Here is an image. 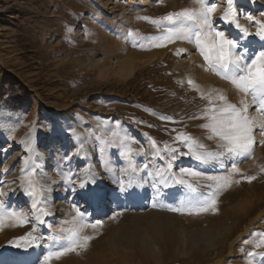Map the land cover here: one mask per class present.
<instances>
[{
    "label": "rangeland",
    "instance_id": "rangeland-1",
    "mask_svg": "<svg viewBox=\"0 0 264 264\" xmlns=\"http://www.w3.org/2000/svg\"><path fill=\"white\" fill-rule=\"evenodd\" d=\"M235 1L240 24L255 33L257 26L246 16L264 19V0H258L254 9ZM214 2L217 29L237 39L249 55L264 50L259 37L241 39L239 32L228 33L218 17L225 0ZM195 6L194 0H0V85L16 93L25 91L15 113L6 107L0 110V255L14 251L18 247L12 241L32 232L42 239L30 245L38 249L20 264H44L47 252L57 250L50 237L100 219L102 227L83 230L94 237L86 250L66 253L48 264H264L259 255L264 248L255 247L264 234V173L259 171L264 166V144L257 142L249 157L224 156L204 163L187 155L175 161L178 176L180 168L222 175L236 162L241 173L257 177L223 191L216 212L168 210L209 191L211 181L190 178L197 189L192 193L172 182L154 187V177L141 171L145 164L152 173L164 166L165 144L187 151L176 140L179 133L190 135L206 151H220L219 139H209L211 129L203 127L208 123L204 112L210 107V92H222L233 104L237 98V106L244 99L251 105L249 115L260 118L252 97L209 70L194 41L180 38L163 47L151 45L150 38L161 35L166 26L153 20ZM192 54H197L194 61ZM127 57L129 70L119 73L120 60ZM70 113L78 124L68 120ZM253 135L259 141L258 128ZM125 140L138 169L133 183L143 184V194L125 187L129 175L128 161L121 155ZM85 150L93 154L107 199L114 197L106 200L110 208H94L81 199L79 185L88 160L79 152ZM30 156L36 162L45 159L49 192L54 194L59 183L65 187L61 203L53 208L44 205L46 193L35 166L24 174ZM23 186L34 193L30 201L23 199ZM76 207L85 220L74 221ZM13 211L19 219L10 216Z\"/></svg>",
    "mask_w": 264,
    "mask_h": 264
},
{
    "label": "snow or ice",
    "instance_id": "snow-or-ice-1",
    "mask_svg": "<svg viewBox=\"0 0 264 264\" xmlns=\"http://www.w3.org/2000/svg\"><path fill=\"white\" fill-rule=\"evenodd\" d=\"M231 0H229V4ZM195 7L184 8L176 12H168L159 20H153V23L166 25L163 32L159 36L150 38V43L154 47H163L167 43L173 42L175 39H188L194 41L200 55L208 65V69L215 72L217 75L230 83L246 96L252 97V105L256 106V111L260 118L249 115V105L246 101H241L240 106L228 101L226 95L222 92L208 93L210 107L204 112L208 123L203 127L211 129L212 136L219 139L218 148L220 151L212 152L204 150V145L198 144L190 135L179 133L176 140L184 145L188 150L181 152L180 148L165 144L166 152L164 155L168 159L163 167L155 173L147 172L148 165L145 164L141 171L146 173V176L154 177L155 183L164 187L169 186V182L177 185L186 186L192 193L197 189L193 186L190 178L206 179L212 184L208 185L209 191L203 193L199 197L189 199L185 206L169 207L172 212H189V213H205L216 212L218 205V197L220 194L230 188L233 184H240L242 181L252 182L257 179L255 175H244L241 169L237 167L236 162L231 163L230 171L225 169V174L204 176L201 171H196L192 168H180L179 176L173 171L174 163L180 156L190 155L199 162L207 163L214 161L219 157H249L254 151V145L258 142L264 144V50L254 51L251 55L248 54L247 48H241L237 39H230L226 36L225 31L217 29L213 20V13L216 10L214 0H194ZM264 17V13H261ZM246 19L253 22L257 27L255 33H250L248 28L240 24L239 20L231 14V9L226 11L220 21L229 25H234L240 33V38L256 36L264 40V19H256L253 15H247ZM176 22H179L180 27H174ZM73 29L69 27L68 32ZM139 47L143 48L144 44ZM183 51V50H181ZM189 85L195 86L194 81L189 80ZM219 102V103H217ZM165 119H170L164 117ZM259 129L260 139L256 140L253 135L254 129ZM130 142L124 141L123 152L121 153L128 161V167L125 172L128 173V184L125 187L133 186V180L138 169L132 163L133 149L129 146ZM152 147L156 149L157 154H160V149L156 147L155 140H152ZM163 159V156H161ZM260 173H264V166L259 169ZM234 174H240V179H234ZM147 182V181H145ZM80 189H84L85 185H79ZM34 195L33 192L26 193ZM83 195L86 199L94 203L103 202L108 193L102 189L89 188ZM156 203L152 207H156ZM75 220L83 221L86 216L82 214L81 209L76 207ZM10 216L14 219H19L17 212L13 211ZM115 218V215L112 217ZM2 223V221H0ZM103 221L96 219L91 223H81L79 226L64 230L65 234L53 235L51 240L57 242L51 247L57 250H49L43 257L44 264H48L53 258H59L69 252H77L86 250L90 241L94 238L91 235L82 234L85 228L96 230L102 227ZM34 231V230H33ZM255 235V233H253ZM42 237H37L32 232L27 235L13 240L12 243L17 247H27L32 243L41 240ZM60 241H66L60 245ZM248 241H245L247 243ZM256 248H264V234L260 235L259 242L255 245ZM264 257V252L259 253Z\"/></svg>",
    "mask_w": 264,
    "mask_h": 264
},
{
    "label": "bare ground",
    "instance_id": "bare-ground-1",
    "mask_svg": "<svg viewBox=\"0 0 264 264\" xmlns=\"http://www.w3.org/2000/svg\"><path fill=\"white\" fill-rule=\"evenodd\" d=\"M238 1V4L240 5H246L250 8H256V4L258 3V0H237ZM236 1L235 0H231V3L229 4V0H225V6L222 8V10L219 12L218 14V17H222L223 14L226 12V11H229V9H231V14L237 19L236 17ZM221 22V21H220ZM222 25L224 28L228 29V33H234V32H239L234 25H229L225 22H222ZM243 26H245L244 24H242ZM252 31V30H251ZM237 34V33H236ZM182 41V40H181ZM180 41V42H181ZM181 44V43H180ZM185 44V43H184ZM185 47V46H184ZM186 48V47H185ZM190 48V47H189ZM187 49V48H186ZM190 50V49H189ZM154 52V51H153ZM197 55V54H196ZM194 54H192V56H190V59L191 61H194L195 60V56ZM149 56V55H148ZM164 58V57H163ZM158 61V60H157ZM152 62V61H151ZM156 62V61H155ZM196 62V61H195ZM130 57H127V58H124V59H121L120 60V63L117 67V71L119 73H124L125 71L129 70V66H130ZM158 63V62H157ZM178 63H180L181 65H185L186 63L184 62V60H180L178 61ZM191 63V62H190ZM154 64V62H153ZM197 64V63H196ZM194 65V63H193ZM198 66V65H197ZM195 67V66H194ZM193 68V67H192ZM190 68V69H192ZM197 69V68H196ZM185 70V68H184ZM195 69H193V71L191 72V76L192 77H196V73L194 72ZM212 73V72H211ZM190 76V75H189ZM204 76H207L206 74ZM202 77V75H201ZM200 77V78H201ZM208 77V76H207ZM202 78H205V77H202ZM207 80V79H206ZM202 81V80H201ZM207 83V82H206ZM209 83V82H208ZM204 84V83H203ZM210 85V84H209ZM223 88V87H221ZM220 88V89H221ZM227 91H230L227 89ZM228 94V93H226ZM227 96V95H226ZM235 96V95H234ZM243 96V95H242ZM230 99V98H229ZM233 99V98H232ZM237 99V98H236ZM235 99V101L237 102V100ZM241 98H239L238 100H240ZM234 100V99H233ZM244 100V99H243ZM242 100V101H243ZM231 101V100H230ZM236 102L234 104H236ZM232 103V101H231ZM240 102H238L239 104ZM67 118L68 120H72L71 122H75V124H78L75 116L73 114H68L67 115ZM76 127V126H75ZM30 146H31V150H33L32 148L35 147L34 145V142H30ZM81 150V149H80ZM31 153H33V151H31ZM32 155V154H31ZM92 153L90 151H81L79 152V157L81 159H87L88 160V166L83 168V178L81 179L82 183L85 185V188L84 189H81L80 190V196H81V199L82 201L86 202L88 205L94 207V208H110V206L107 207V201L108 199H111L114 197H112L111 195L108 197V199L106 198L103 202H100V203H94V202H91L89 201L88 199L85 198V196L83 195L84 192L88 191L89 188H97V189H102L105 191V186L103 187L101 185V178L102 176H100V172L98 169H96V167L94 166L93 164V159H92ZM100 158H102V156H100ZM30 159L31 161L27 162L26 165H25V171H24V174L27 173V169H29L31 166H35L36 168V172H37V175L39 177V180H40V183L42 185V188L44 189V192L46 193V200H45V203L44 205L47 207V208H53L54 207V204H59L61 203V194H64V190H65V187H62L61 183H59L58 185H56V189H55V193L53 194V192H49L48 191V188H49V179L46 177L47 175H45V159H42V160H39V162H36L34 160V157H31L30 156ZM80 159V160H81ZM121 160V159H120ZM124 161V160H123ZM121 160V163L123 162ZM87 163V162H86ZM84 165V164H83ZM122 165V164H121ZM103 166V165H102ZM101 166V167H102ZM34 168V167H33ZM75 178V177H74ZM110 178V177H109ZM104 180V179H103ZM105 181V180H104ZM52 182V181H51ZM78 182V181H77ZM63 183V182H62ZM133 188L132 189V192L135 194H143V190H144V186L143 184L141 183H133ZM22 192H24V196H23V199L24 198H28L27 201H30L31 200V195H27V187L26 186H23L22 188ZM73 190V189H72ZM71 190V191H72ZM78 191V190H77ZM29 192V191H28ZM74 192V191H73ZM79 192V191H78ZM106 192V191H105ZM75 193V192H74ZM107 193V192H106ZM78 195V194H77ZM75 196V195H74ZM110 205V204H109ZM91 207V208H92ZM244 218V217H243ZM245 219V218H244ZM247 219V218H246ZM240 226V225H239ZM33 249H38V246L36 247H32V246H27V247H18L16 248L14 251L10 252V253H7V254H1L0 255V264H20V260L21 259H25V258H28L32 253H33Z\"/></svg>",
    "mask_w": 264,
    "mask_h": 264
},
{
    "label": "trees",
    "instance_id": "trees-1",
    "mask_svg": "<svg viewBox=\"0 0 264 264\" xmlns=\"http://www.w3.org/2000/svg\"><path fill=\"white\" fill-rule=\"evenodd\" d=\"M8 90L10 91V93ZM24 93V90L16 93L13 90L0 85V110L3 107H6L8 110L11 109L12 113H15L16 108L21 106Z\"/></svg>",
    "mask_w": 264,
    "mask_h": 264
}]
</instances>
